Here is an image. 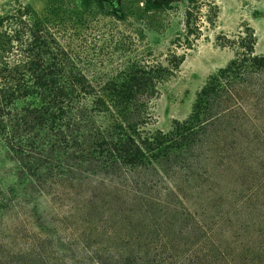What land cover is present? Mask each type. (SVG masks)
Returning a JSON list of instances; mask_svg holds the SVG:
<instances>
[{"label": "rangeland", "instance_id": "rangeland-1", "mask_svg": "<svg viewBox=\"0 0 264 264\" xmlns=\"http://www.w3.org/2000/svg\"><path fill=\"white\" fill-rule=\"evenodd\" d=\"M52 1L0 0V19L26 5L34 15H50ZM88 2L84 11L79 8L80 1L72 0L75 5L69 6L57 0L56 5L65 8V20H71L66 27L57 25V31L95 87L135 60L172 69L150 105L144 133L167 134L175 122L187 120L209 79L232 61L248 56L243 39L248 45L252 36L254 55L264 56V0H200L194 10L192 35L185 30L184 2L150 13L143 11L144 0ZM101 4L113 14L104 15L98 10ZM231 93V111L207 128L203 142L195 145V157L184 152L182 164L172 169L167 179L150 180L153 183L147 186L153 193L160 191V196L181 191L178 219L187 217L186 213L192 216V225L179 234V251L168 250L164 259L183 256L189 264L209 250V240L222 250L228 247V264H234L236 255L250 261L254 252L264 259V72L242 73ZM45 165L55 171L50 183L24 190L18 184L14 162L0 147V193L6 195L11 188L17 191L16 198L7 195L10 202H5L6 197L1 202L0 198V264H98L96 250L118 245L119 251H109L114 258L127 248L124 223L114 225L112 220L97 217L86 222V206L76 200L77 195L86 196V183H100L107 189L119 186L106 177L86 176V170L71 175L77 184L72 186L63 176L71 174L73 164ZM138 172L136 184H130L132 179L124 172L119 177L120 185L134 190L143 187L148 175H156L155 171L147 175L144 168ZM202 215L209 219L204 228L198 224L206 225ZM138 221L136 217L133 224L138 237L149 236L156 245H165L161 243L172 237L160 240L153 234L152 221L147 226ZM197 238L199 247L193 245ZM155 254L156 246L150 255ZM174 260L168 264H174Z\"/></svg>", "mask_w": 264, "mask_h": 264}, {"label": "trees", "instance_id": "trees-1", "mask_svg": "<svg viewBox=\"0 0 264 264\" xmlns=\"http://www.w3.org/2000/svg\"><path fill=\"white\" fill-rule=\"evenodd\" d=\"M59 1L62 5H75L72 0ZM77 1L79 8L86 11L88 0ZM178 1L187 4L185 30L192 35L194 10L200 0H144L143 11H165ZM56 2L52 1L49 7L50 15H34L31 6L26 5L0 19V147L14 162L18 184L24 190L40 189L50 183L55 171L46 162L73 164L71 174L63 176L72 186L77 184L71 175L84 170L86 176L106 177L119 186L107 189L100 183H86V196L76 197L78 204L86 206V222L97 217L112 220L114 225H126L127 248L114 258L109 251L114 248L119 251L118 245L96 250L94 257L98 264H137L135 259L138 264H168L174 257L164 259V253L179 251L176 244L181 241L179 234L192 225V216L186 213L187 217L178 219L181 214L177 210L182 208L183 200L181 191L160 196V191L153 193L147 186L153 183L150 180L167 179L169 172L182 164L184 152L195 157V145L203 142L207 128L222 121L231 111V92L238 77L252 70L264 72V56L254 55L252 36L248 45H244L247 39H243L248 56L232 61L209 79L187 120L175 122L167 134L144 133L142 127L148 124L150 105L172 69L135 60L95 87L80 67L79 58L61 42L57 25L66 27L71 20H65V8ZM98 10L106 16L113 14L103 4ZM188 44L191 46L190 41ZM65 145L69 148H64ZM143 168L147 175L151 171L156 174L148 175L143 187L130 190L129 186L120 185L119 177L124 172L132 179L130 184H136L138 171ZM16 193L12 188L6 195L0 193L1 202L4 197L5 202H10L7 197L16 198ZM202 216L206 225L198 224L204 228L209 219ZM136 217L140 225L147 226L152 221L153 234L160 240L172 237L161 243L165 245L154 244L149 236L138 237L133 227ZM190 235L193 236V231ZM199 240L193 245L199 247ZM211 242L206 245L209 250L204 251L203 257L198 254L196 261L189 264H228V247L222 250V246L216 247ZM154 246L156 254L151 256ZM182 257L175 258L174 264H187L189 260ZM251 257L247 261L236 255L233 263L264 264L259 252Z\"/></svg>", "mask_w": 264, "mask_h": 264}]
</instances>
